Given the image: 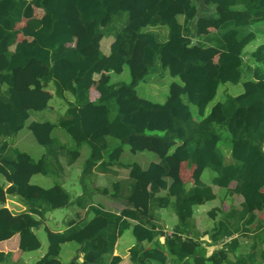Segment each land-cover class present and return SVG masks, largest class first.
<instances>
[{
  "label": "trees",
  "instance_id": "obj_1",
  "mask_svg": "<svg viewBox=\"0 0 264 264\" xmlns=\"http://www.w3.org/2000/svg\"><path fill=\"white\" fill-rule=\"evenodd\" d=\"M149 1L0 0V163L12 174L16 164H35L28 154L12 148L8 140L37 125L29 122L38 96L21 94L16 82L33 62L41 63L47 73L32 79L34 89L53 84L56 96L66 99L70 94L74 98L66 113L56 123H49L71 137L72 146L62 148L68 152L67 163L73 165L79 159L83 145L89 149L81 175L84 193L72 203L76 207L87 206L89 200L85 201L84 194H90L88 183L94 173H105L111 165L120 163L125 146L130 145L134 136L161 139L158 158L164 169V184L159 188L151 181L149 219L144 221L149 229L143 232L135 228L138 241L153 246L145 249L138 244L132 248L134 264H188L190 259L198 264H263L253 253H238V240L233 237H246L260 229L264 235V219L260 218L264 212V0H154L153 7ZM200 5L214 16L216 28L212 32L193 28ZM71 8L77 9L86 29V35L79 39H75L66 18ZM36 9L44 11L42 19H36ZM227 15L232 18L225 20ZM24 21L25 26L18 29ZM21 33L31 37L35 45L30 48L18 42ZM104 37L113 39L108 56L98 51ZM257 40L255 51L249 53L246 48ZM139 41L147 43L141 58L144 75L127 88L126 95L122 94L124 83L100 86L99 98L92 102L94 77L103 72L122 74ZM210 47L222 51L215 74L203 62ZM166 56L175 62L164 64ZM64 61L70 63L69 69L63 67ZM166 73L177 81L169 85L163 103L138 95V83ZM224 83H242L244 91L218 99ZM225 132L230 136L229 158L224 147L228 142L223 137ZM45 148L43 173L48 175L50 170L53 172L51 158L59 159L63 152L55 151L54 145ZM177 153L188 155L189 167L194 171L190 188L168 180L169 158L176 154L178 166ZM129 167L127 200L135 193L144 173L137 163ZM205 170L215 173L212 185L202 182ZM216 187L225 189L226 197L240 196L242 201L210 210L208 218L213 226L200 234L195 209L218 199ZM120 189L119 183L116 191ZM7 195L17 196L26 207L9 228L20 236L23 252L41 249L36 232L47 214L71 204L64 191L57 193L33 184H13L8 189L0 184V205ZM164 208H172L177 216L172 237L154 223L157 211ZM91 215L105 217L107 225L82 241L79 249L90 257L87 264L104 262L103 253L109 249L113 252L116 231L123 230L125 222L127 227L130 224L119 215L96 209L72 229L62 233L47 229V251L34 264L60 259L63 245L74 232L88 225ZM76 222L71 219L69 223ZM262 234L253 239L263 238ZM160 236L165 237L164 242ZM205 238L215 246L227 238L233 240L208 256L207 248L199 243ZM257 248L253 245L254 251ZM17 263L11 253L0 251V264Z\"/></svg>",
  "mask_w": 264,
  "mask_h": 264
},
{
  "label": "crops",
  "instance_id": "obj_2",
  "mask_svg": "<svg viewBox=\"0 0 264 264\" xmlns=\"http://www.w3.org/2000/svg\"><path fill=\"white\" fill-rule=\"evenodd\" d=\"M149 4L150 7H153L155 6V1L150 0ZM200 10V13L197 15L196 19L193 22L194 30H201V32L203 33L214 31L216 28V23L213 21L214 16L211 15L210 11L207 10L203 5H200ZM43 16V10H35L36 19H42ZM66 18L74 29L75 39L82 38L86 35V29L83 27L79 19V14L76 8H71L70 10H68V12L66 13ZM230 18H232V16L227 15L224 17L225 20H228ZM26 22L27 21L22 22L17 26V28H23ZM18 42L26 44L30 48L35 45V41L31 37L24 36L22 33L18 35ZM112 43L113 39L111 37H104L101 40L100 50H98L101 55L103 54L105 56H108L110 54ZM146 46V42L139 41L136 46L134 57L129 60L128 64L126 65L130 72L131 80L126 83L123 82L125 86L122 89L123 95H126L128 93L127 88L134 86L136 84V80L145 73V68L142 65L141 58L144 51L143 49ZM221 54V50L210 47L203 59L204 63L211 66L213 74H215V71L219 66ZM174 62L175 60L170 56H166L163 58L164 64ZM63 67L65 69H69L71 65L69 62L64 61ZM124 72L125 68L123 70V73ZM46 73L47 69L43 67L41 63L33 62L29 68L24 70L23 77H21L20 81L16 82V89L21 94L34 93L38 96L36 108L34 109V113H32L29 122H36L37 125L31 131H28L30 139L32 137L31 135H33L35 140L41 145L42 148L54 145L55 151L60 153L63 152V154L59 159L51 158L50 161L52 163L53 172L51 173L50 170V174L46 175L43 173V160L45 157V153L36 158L30 155L27 151H22L28 154L35 161V164H31L28 162L16 164V172L12 174L0 163V176L2 177V180H0V184L4 187V189H8L13 184H33V179L39 175L47 178H53L56 183L49 188H44L40 185L36 186L48 190H55L57 193L64 191L68 194L70 202L72 204L84 193V185L81 182V175L84 162L89 154V149L86 145L80 147L79 159L73 165H69L67 163L68 152L63 151L62 148L65 146L71 147L72 142H70L69 140L67 141L66 137L58 131L60 128L49 124L50 122L56 123L58 116L52 119H46L51 115L38 116L47 111L55 115L57 113L63 115L68 110L69 103L74 101L73 96L70 94L66 95V99H61L60 97L56 96L53 84H47L40 90H35L32 85V79L41 78ZM168 75L169 74L166 73L164 74V76L158 79L161 85L157 84L155 78L152 79L153 94L158 97L163 96V98L165 97L164 95H166L165 98H167L168 85H166L167 91H165L162 88V82L167 80ZM114 78L115 77H113L112 73L103 72L96 75L94 77L93 85L90 90V100L94 102L99 98L100 94L98 92V88L100 86H103L105 84H112V82L117 83V81H114ZM227 78L228 75H225L224 79ZM142 83L144 82H140L135 86L136 91L138 87L142 85ZM227 84L228 83H224L223 87ZM222 89H220V94ZM56 98L63 100L64 104L59 102ZM16 139L17 137L11 141V145L15 143ZM22 141L27 143L28 137L26 135L21 136L18 140V143L21 144ZM127 146H129L130 149L124 150V154L120 163L111 165L108 171H106L105 173L101 172L100 170L94 173L88 183L90 194H84L85 201L88 202L89 200L87 206L84 209L76 207V204H70L61 209H57L59 210L61 215H63V217H60V220H57L53 217L54 211L47 214L45 221L36 232L42 242V248L37 251L23 252L19 247L20 236L9 231L11 223L20 213L26 210V207L20 202L17 196L7 195L5 203L0 205V251L11 253L14 261L18 262L17 264H34L42 257H44L47 251L49 245L46 233L47 229L51 230L54 233H62L82 223L91 211L99 209L115 215H119L130 224V226L127 227V224L125 222L122 226L123 230L119 229L118 231H116L117 237L113 247V252L111 253L110 249L105 251L103 253L105 255L104 262H102L101 264H134L131 255L132 248H134L138 244H140V246L144 247L145 249L153 246V243L149 242L140 243L135 236V228H137L138 230H142L143 232H147V229H149V227L144 222L145 220L149 219L148 216L150 213L151 201L149 187L151 181H154L159 188L163 186L164 180L162 174L164 172V169H162L158 158V152L161 148L160 138L136 135L132 138L130 145ZM226 152L229 158L230 152ZM150 153L154 154V156ZM177 155L179 157L178 166L176 154L169 158L171 167L168 173V180L182 183L186 186V188H190L191 186H193L194 182V171L189 167L188 155L184 153H177ZM135 163L142 167L144 172L143 179L137 182L135 193L130 197V199L127 200L125 199V195L128 191V183L130 181L129 174L131 172V167L129 166ZM73 171L78 173L73 174ZM206 171L207 170L203 172L201 178L202 182H204L203 177ZM74 175H79L77 180L74 179ZM213 179L214 177H212L210 181H207V183H204L212 185ZM68 181H70V183L72 184V187L70 188L67 187ZM119 183L121 184V189L117 192L116 187ZM223 195L225 196V194ZM223 199L226 208H228L231 203L239 204L242 201L238 199L237 196H225ZM216 207L217 206L214 201L209 202L206 205L196 207L195 217L198 229H200V232L202 234L207 230V228L213 226V221L208 218V212ZM166 210L167 208L157 211V218L154 220V223L158 225V229L163 230V232L167 236L172 237L173 228L177 224L178 220L175 214L172 215L171 213H169L168 216ZM130 213H133V216H130ZM200 216H202L201 222L198 221L200 219ZM260 218L262 220L264 219V212L260 213ZM71 219H76V224H70L69 222L71 221ZM140 220L142 222H140ZM88 221V225H86L83 229L74 232L71 237L68 238V240L62 247L60 259H53L48 264H87L90 257L85 254L84 250L79 249L80 243L95 236L101 229H103L107 225V220L103 216L91 215L88 217ZM262 232L263 229H260L257 232L251 233L246 237L239 234L235 235L233 238H236L238 240L239 246L237 252L245 254L253 253V256L258 262H264V235L262 234ZM260 234L263 235V238H258L255 240L253 239ZM233 238H227L218 243L216 246L210 245L207 238L199 240V243L207 248L208 256H211V254H213L216 249L230 244ZM160 240L161 242H164L165 237L160 236ZM205 240H207V243L205 242ZM195 241H197V239ZM253 245H256L258 247L255 251L253 250ZM109 247L112 248L111 242H109ZM192 260L195 261V264H198V261L195 259H190L188 261V264H190V261ZM149 264L159 263L155 261H149Z\"/></svg>",
  "mask_w": 264,
  "mask_h": 264
},
{
  "label": "rangeland",
  "instance_id": "obj_3",
  "mask_svg": "<svg viewBox=\"0 0 264 264\" xmlns=\"http://www.w3.org/2000/svg\"><path fill=\"white\" fill-rule=\"evenodd\" d=\"M259 41H255L253 42L252 44H250L246 49L249 53H252L253 51H255L256 47H257V44ZM113 77L114 78V81H117V83H123V82H129L131 80V75H130V72L128 70L127 67H125V72L123 74H113ZM117 75V76H116ZM155 78L156 79V82L158 85H161L160 84V81L158 79H160L159 76H154V77H149L148 78V81L147 82H144L142 83V85L140 87H138L137 89V92H138V95L141 96V97H145L147 98L148 100L152 101V102H155V103H163L165 100H166V95H164L165 97L163 98V96H156L155 94H153V86H152V79ZM173 81H177V79L174 80L173 77H171V75H168L167 77V80L163 81L162 84V88L167 91V87L166 85H168V88H169V85L173 82ZM147 83V84H146ZM112 84H116V83H113ZM146 84V85H145ZM145 85V87H144ZM165 85V86H164ZM222 91H221V94L219 95V99H222L224 97L225 94H229V95H238L239 93L243 92L244 91V87H243V84L242 83H239V84H232V83H228L226 86L222 87ZM59 102H61L62 104H64V101L59 99V98H56ZM214 105V103L210 106V108H212ZM46 115H51L49 118H46V119H52V118H55L56 116H59L61 114H52L51 112H45V113H42L41 115H38V116H46ZM57 118V120H58ZM30 130H27V129H24L23 131H21L19 134V137L17 136V139L15 141V143L13 145H11V141L13 139H15L16 137L14 138H10L8 141L10 142V146L12 148H16V149H19L21 151H27L30 155H32L33 157H40L42 154L46 153V148L45 147H41V145L35 140L34 136L31 135V139H30V136H29V132ZM60 133H62L67 141L69 140L71 142V137L68 136L64 131L62 130H58ZM23 135H26L28 137V141L27 143L23 142L20 144L18 143V140L20 139L21 136ZM223 137L226 138L228 140V142L225 143L224 147H226V151L230 152V142H229V133L228 132H225L223 133ZM125 149L129 150L130 147L129 146H125ZM151 155L154 156V154L150 153ZM78 172H75L73 171V174H77ZM79 175H74V179L77 180ZM212 177H215V173L212 171V170H207L204 177H203V180L205 183H207V181H210V179ZM0 180H2V177L0 176ZM33 184L35 185H40L44 188H49L53 185H55L56 181L53 179V178H47V177H43L41 175L35 177L32 181ZM208 185V184H207ZM67 187L70 188L72 187V184L70 183V181H68L67 183ZM215 192L218 193L219 197L216 201H214L216 203V206L217 207H222V206H225L224 205V197L222 196V194L225 193V189H220L218 187L215 188ZM238 199L242 200V198L240 196H237ZM168 216H169V213H171L172 215L175 214L174 210L172 208H167L166 210ZM63 217V215H61V213L59 212V210H56L54 211V215L53 217L57 220H60V217ZM199 222L202 221V216H200V219L198 220ZM211 227L207 228V230L209 229L210 230ZM199 232H200V229H198ZM206 230V231H207ZM205 231V232H206ZM200 234H202L200 232ZM222 247L216 249V251H219L221 250ZM206 263H212V262H206ZM177 264H181L179 262H177ZM190 264H195V261L192 260L190 261Z\"/></svg>",
  "mask_w": 264,
  "mask_h": 264
}]
</instances>
